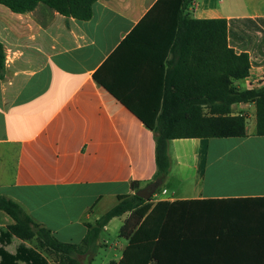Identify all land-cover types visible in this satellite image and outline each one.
I'll return each mask as SVG.
<instances>
[{
    "label": "crops",
    "instance_id": "1",
    "mask_svg": "<svg viewBox=\"0 0 264 264\" xmlns=\"http://www.w3.org/2000/svg\"><path fill=\"white\" fill-rule=\"evenodd\" d=\"M156 1H97L87 21L66 18L41 4L24 14L0 5L5 58L0 195L19 204L60 242L79 243L84 223H90L97 208L102 209L93 222L117 203V196L131 193V182L142 188L156 172L152 132L93 78ZM185 14L193 20L264 19V0H196ZM258 26L262 32L230 44L237 53L245 51L250 63L248 77L234 82L239 89L264 85V28ZM170 41L168 36H147L130 54L119 53L108 68L132 74L146 93H157L167 73H187L185 65L174 67L178 57L165 52ZM182 53L186 55L184 48ZM194 60L195 66L196 56ZM245 105L234 104L231 111ZM245 134L235 139L264 143V136L255 134V122L246 125ZM214 140H171L170 169L159 196L151 200H216L210 204L215 220L209 244H200L194 264H264V176L254 189L206 193L203 161ZM170 180L177 184L169 193ZM119 218L123 223L125 217ZM12 223L0 211V231ZM20 243L31 247L13 237L2 249L14 254Z\"/></svg>",
    "mask_w": 264,
    "mask_h": 264
},
{
    "label": "trees",
    "instance_id": "2",
    "mask_svg": "<svg viewBox=\"0 0 264 264\" xmlns=\"http://www.w3.org/2000/svg\"><path fill=\"white\" fill-rule=\"evenodd\" d=\"M97 1L108 0H0V5L12 13L24 14L41 4L66 18L87 21ZM195 1L157 0L93 74L98 84L152 132L156 172L150 182H163L167 176L171 140L245 137L246 119L243 114L232 113L234 104H254L255 134L264 136V85L256 89H239L234 85L248 77L250 63L245 51L237 53L230 46L234 39H251L255 32H262L258 24L264 28V19L193 20L185 10ZM147 36L170 37L165 52L178 57L176 69L182 65L187 69L186 74L167 73L160 90L152 94L146 93L132 74L120 75L108 68L119 53L130 54ZM3 68L0 43V77ZM140 186L131 182L130 194L117 196L112 208L93 223H84L86 233L76 244L58 241L19 204L0 195V211L13 221L0 231V264H50L49 256L54 257L55 264H79V257L86 263L96 254L100 233L106 225L125 214L118 236L126 241V246L120 259L109 264H194L200 244H209V231L215 220L210 204L216 200L154 203L135 195ZM261 227L264 229V225ZM13 237L22 242L34 241V245L20 243L15 253L9 254L2 247Z\"/></svg>",
    "mask_w": 264,
    "mask_h": 264
},
{
    "label": "rangeland",
    "instance_id": "3",
    "mask_svg": "<svg viewBox=\"0 0 264 264\" xmlns=\"http://www.w3.org/2000/svg\"><path fill=\"white\" fill-rule=\"evenodd\" d=\"M232 113L243 114L246 119V125L250 126L255 122V107L254 104H247L243 107H234ZM257 154L260 156H253ZM251 155V157L249 156ZM264 143L254 141H243L239 139H216L211 142V146L207 158L203 161V166L206 164L204 171V185L205 192L216 188L233 190V192L257 188L260 185L261 178L264 176ZM222 179L224 181L230 180L231 185L220 184ZM223 182V181H222ZM176 181L170 180L166 185L169 193L176 185ZM228 192V191H226ZM159 196V191L153 195L152 199ZM102 208H97L95 214ZM92 216L88 222L93 223ZM127 217V214L123 215ZM122 225L121 218L113 219L108 224L107 229L100 233L98 245L99 248L89 261L84 263V258L79 257V264H109L116 262L119 259L120 253L123 249L125 240L120 238L119 228ZM33 246L34 241L28 242ZM50 260H53L54 257ZM54 264V263H52Z\"/></svg>",
    "mask_w": 264,
    "mask_h": 264
},
{
    "label": "water",
    "instance_id": "4",
    "mask_svg": "<svg viewBox=\"0 0 264 264\" xmlns=\"http://www.w3.org/2000/svg\"><path fill=\"white\" fill-rule=\"evenodd\" d=\"M162 181L155 180L148 184H146L144 187L140 188L138 191H136L135 195L141 199H144L146 201H150L152 196L157 192V190L161 187Z\"/></svg>",
    "mask_w": 264,
    "mask_h": 264
},
{
    "label": "built area",
    "instance_id": "5",
    "mask_svg": "<svg viewBox=\"0 0 264 264\" xmlns=\"http://www.w3.org/2000/svg\"><path fill=\"white\" fill-rule=\"evenodd\" d=\"M190 5H191V7H192V5L194 6V2L191 3ZM4 62H5V58H4ZM250 86H251L250 89H256V88H258V85H256V83H254V86L253 85H250ZM162 192L164 193L165 191L163 190Z\"/></svg>",
    "mask_w": 264,
    "mask_h": 264
}]
</instances>
